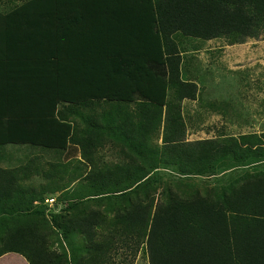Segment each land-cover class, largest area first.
Instances as JSON below:
<instances>
[{"label": "trees", "instance_id": "1", "mask_svg": "<svg viewBox=\"0 0 264 264\" xmlns=\"http://www.w3.org/2000/svg\"><path fill=\"white\" fill-rule=\"evenodd\" d=\"M263 29L264 0H23L0 10V146L82 149L88 156L60 106L73 112L94 101L131 102L139 94L152 107L151 125L165 120L164 150L181 161L183 172L214 173L227 156L241 159L242 146L244 159L262 156L264 133L229 142L186 140L182 101L197 99L199 87L182 78L175 35L244 43ZM14 171L0 169V177ZM152 172L127 187L115 186V169L89 174L97 188L91 197L114 212V241L98 239L108 216L91 205L90 195L66 199V213L54 221L67 240L83 235L88 256L72 261L56 250L45 211L28 206L14 219L20 227L0 233V256L17 252L30 264H106L118 235L135 253L146 245L150 264H264V177L206 192L169 186L157 200ZM98 178L105 185L96 184ZM4 223L10 227V219L0 227Z\"/></svg>", "mask_w": 264, "mask_h": 264}, {"label": "rangeland", "instance_id": "2", "mask_svg": "<svg viewBox=\"0 0 264 264\" xmlns=\"http://www.w3.org/2000/svg\"><path fill=\"white\" fill-rule=\"evenodd\" d=\"M22 2L23 0H6V3L2 1L6 6L1 10L8 11ZM175 39L181 52L186 53L183 58L182 78L196 79L203 89L199 99L182 101L186 140L194 142L218 139L229 142L234 137H240L246 130L249 132L247 135L258 134L256 131L263 133L264 29L258 38L248 39L244 43H230L224 36L212 40L210 46L207 40L181 34H176ZM201 51L208 53V56L198 55ZM189 60L194 65L187 67ZM146 105L149 111L145 115L146 119L140 113L138 105L119 107L107 101H94L73 110L78 112L76 114L66 104L61 105L60 109L69 113L68 117L75 123L78 143L82 140L88 145L86 149H90V154L85 156L80 147L79 156L82 160L73 158L71 162L65 163L67 160L63 151L50 149L25 148L7 151L8 160L22 164L23 176L33 177L36 181V185L26 188L33 189L34 196L43 198L39 200L37 208L45 211L47 229H51V237L55 242L54 248L60 252L67 251L72 261L80 256H88L87 242L79 233L68 240L64 238L63 229L57 226L53 218L66 213L64 209L69 197L90 195L88 198L92 201L91 205L108 216L107 222L98 230V239L104 240L113 234L109 224L113 223L114 212H110V207L105 206V200L97 202L91 197L97 190L91 186L93 180L88 179L92 171L95 173L115 169L118 173V183L115 186L127 187L135 184L146 171L153 170L149 180L155 187L153 194L157 200L166 197L164 191L169 186L179 192H206L217 187L241 186L258 176L264 177V153L262 156H249L244 159V146L240 151L241 159L236 160L233 155L227 156L214 173L183 172L179 166L181 161H176L172 153L164 150L165 120L160 126L151 125V118L148 116L150 117L152 107ZM163 111L165 112V108ZM121 113L128 116L126 128H123L118 118ZM256 114L260 119L258 130L255 127ZM243 125H249L253 129H243ZM91 134L93 135L89 142L83 141ZM121 168L125 171L120 170ZM102 183L105 185L103 179L98 178L96 184ZM44 194H54L55 202L52 206L46 203ZM116 238L117 242L112 247L106 264H150L146 245H142L138 253H135L128 244L119 241L118 235Z\"/></svg>", "mask_w": 264, "mask_h": 264}, {"label": "crops", "instance_id": "3", "mask_svg": "<svg viewBox=\"0 0 264 264\" xmlns=\"http://www.w3.org/2000/svg\"><path fill=\"white\" fill-rule=\"evenodd\" d=\"M2 1L4 3H6V0H0V10L2 7L6 6L5 4L2 3ZM3 11H6V10H3ZM198 39H200V38H198ZM212 40H215V39L207 40L209 42L208 43L209 46H210V44H212L211 43ZM210 52H209V56H210ZM184 54H186V53L181 52L182 68L184 66V62H183L184 61L183 60ZM211 54H212V52H211ZM198 55L208 56V53L205 54V52L203 53L201 51V53ZM209 62H210V60H209ZM208 63H207V65H208ZM186 65H187V67H190V66L194 65V63H192V61L189 60L186 63ZM191 80L196 82V79L195 80L191 79ZM198 87L199 88H198L197 99L200 98L201 91L203 90L201 88L200 84H198ZM138 95L139 94H137L135 96L136 99L131 101V102H124V101L119 100V101H114V102L111 101V103L116 105V106H119V107H127L128 105H131V106L138 105L140 113H142V115H144V118H145L146 113L149 112L148 109L146 108V106H148V105H146V104H148V102L146 100H143ZM190 100H192V99H190ZM195 100H193V101H195ZM127 111H129V110H127ZM257 116H258V114L255 115L256 130H258L259 126H260V123L258 124V120L260 121V119H258ZM118 118H119L123 128L128 127V119H127L128 116L125 113H121L118 116ZM261 122H262V120H261ZM243 129H253V128L249 125H243ZM256 132H258L259 136L264 133V131H262L263 133H261V131L260 132L256 131ZM247 134H249L248 130H246L245 132H242V135H240V136L247 135ZM25 148L50 149V150L54 151V149H52V148H46L43 146H34V145H29V144H7V145L0 146V168L6 169V170H15L13 172V174L15 175L14 177H0V222H1V220H4V219H10V227H7V225L5 223H4L3 227H0V233L1 234L6 233L8 231V228L16 230L18 227H20V226H18V222L14 221V219L21 218L23 216L25 206H28L31 210H33L34 208L38 207V203L40 202L39 200H41L38 196L33 195V189L26 188V187H31V186L36 185V183H35L36 181L33 179V177H24L22 174V171H21L22 164H20L18 161L11 162L10 160H8V157H7L8 156V153H7L8 150H10V149H25ZM79 154H80V151L68 153L65 150L64 151V158L67 161H64V162L65 163L71 162L73 158L81 159ZM44 195H45V199H44L45 201L47 198L54 197V194H44ZM0 264H30V262L24 255H22L20 253L8 252V253H5V254L0 256Z\"/></svg>", "mask_w": 264, "mask_h": 264}, {"label": "built area", "instance_id": "4", "mask_svg": "<svg viewBox=\"0 0 264 264\" xmlns=\"http://www.w3.org/2000/svg\"><path fill=\"white\" fill-rule=\"evenodd\" d=\"M55 202V198L51 197V198H47L46 199V203H48L50 206H52Z\"/></svg>", "mask_w": 264, "mask_h": 264}]
</instances>
